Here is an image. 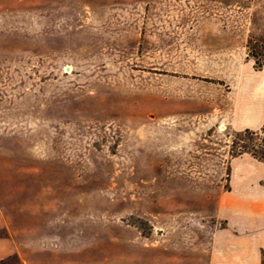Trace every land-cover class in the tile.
Listing matches in <instances>:
<instances>
[{
	"label": "rangeland",
	"instance_id": "rangeland-1",
	"mask_svg": "<svg viewBox=\"0 0 264 264\" xmlns=\"http://www.w3.org/2000/svg\"><path fill=\"white\" fill-rule=\"evenodd\" d=\"M219 59L264 67V0H0V208L25 258L209 263L236 183L264 177Z\"/></svg>",
	"mask_w": 264,
	"mask_h": 264
},
{
	"label": "crops",
	"instance_id": "crops-1",
	"mask_svg": "<svg viewBox=\"0 0 264 264\" xmlns=\"http://www.w3.org/2000/svg\"><path fill=\"white\" fill-rule=\"evenodd\" d=\"M196 34L201 37L199 32ZM204 44L211 49V44L206 38ZM213 63L215 64L211 68L215 71L219 69L236 72L233 78L237 79L235 87L239 91V97L235 101L234 117L229 126L239 132L260 130L264 125V67L260 71H250L249 68L239 69L224 59ZM246 73L256 74L259 80L256 83L243 84ZM238 120L243 121L244 124L237 126L235 123ZM256 179L244 177L236 183L241 201L239 200L238 203L237 200H227L233 202L230 207L226 205L227 210L232 207V211H227V216L223 217L227 228L216 235L217 250L207 264H263L264 177ZM222 203L225 207V203ZM244 214L253 217L248 226L243 220L241 221ZM4 229L6 233L0 235V264H35L34 261L25 258L20 239L9 230L5 214L0 208V230Z\"/></svg>",
	"mask_w": 264,
	"mask_h": 264
},
{
	"label": "trees",
	"instance_id": "trees-1",
	"mask_svg": "<svg viewBox=\"0 0 264 264\" xmlns=\"http://www.w3.org/2000/svg\"><path fill=\"white\" fill-rule=\"evenodd\" d=\"M258 71L263 68V65H260L259 67H256ZM263 136V141L264 142V126L260 129L259 132L253 131V130H245L241 133H237L236 137L239 139L240 142H243L245 139H247L249 142L247 145L240 146V150H238L237 156H242L243 153H249L251 157H253L255 160L258 162L264 163V145L260 144L257 145L254 143L255 139L258 140L257 138ZM260 140V139H259ZM258 149V150H257ZM264 264V261H263Z\"/></svg>",
	"mask_w": 264,
	"mask_h": 264
}]
</instances>
